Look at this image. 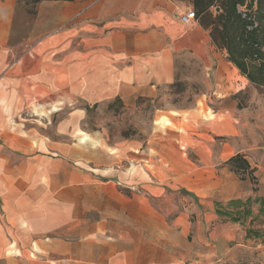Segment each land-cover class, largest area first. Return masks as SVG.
<instances>
[{"label":"crops","instance_id":"crops-1","mask_svg":"<svg viewBox=\"0 0 264 264\" xmlns=\"http://www.w3.org/2000/svg\"><path fill=\"white\" fill-rule=\"evenodd\" d=\"M191 6L0 0V257L27 264H222L214 257L239 262L246 256L248 244L234 243L240 226L216 223L214 201L190 200L171 227L152 201L160 188L151 174L107 172L103 140L80 133L87 106L158 96L160 86L176 80L183 57L201 58L207 75L228 70L227 80L237 79L241 71L214 40L212 25L201 17L182 22ZM221 12L216 7L213 17ZM77 101L85 106L73 108ZM124 147H118L122 158ZM246 157L258 191L252 180L237 178L232 193L216 201L264 196V163ZM185 175L180 168L172 174ZM202 182L196 179L197 186ZM212 182L208 194L220 186V179ZM182 189L196 197L188 185Z\"/></svg>","mask_w":264,"mask_h":264},{"label":"rangeland","instance_id":"rangeland-1","mask_svg":"<svg viewBox=\"0 0 264 264\" xmlns=\"http://www.w3.org/2000/svg\"><path fill=\"white\" fill-rule=\"evenodd\" d=\"M193 9V6L189 8ZM215 10L216 7L211 9L212 15ZM259 19L261 28L254 38L264 48V15L260 14ZM228 76V70L219 77L212 72L207 75L201 58L183 57L177 65L176 80L160 86L158 96L140 97L130 103L115 99L93 104L88 106L87 117L81 122L83 136L92 133L105 143L107 172L121 169L131 173L137 169L146 179L151 174L150 179L160 188L152 201L158 215L164 216L171 227L174 217L186 210L190 200L197 204L206 205L210 201L216 204L215 197L226 198L232 193V181L241 180L236 173L229 176L227 172L230 170L227 159L234 153L264 163V87L251 83L246 77L243 84L241 72L236 80L228 81ZM241 88L242 91L237 92ZM49 101L52 99L46 98V102ZM84 106V102L77 101L73 108ZM31 115L45 119L43 115ZM149 141L154 144L150 146ZM137 143L140 145L133 148ZM121 146L126 149L124 158L118 154ZM178 168L186 175L172 176ZM198 178H203V182L197 186ZM214 179H220V186L215 193L208 194ZM250 183L254 187V183ZM183 184L193 189L196 197L186 194ZM125 195L132 196L131 190L126 189ZM196 216L191 213L190 220L195 221ZM245 231L246 226H240L234 241L249 246L242 261H227L223 255L215 256L214 260L221 259L222 264H264V241L247 239ZM225 247L222 244V248ZM0 264L27 263L20 257L7 255L0 257Z\"/></svg>","mask_w":264,"mask_h":264},{"label":"trees","instance_id":"trees-1","mask_svg":"<svg viewBox=\"0 0 264 264\" xmlns=\"http://www.w3.org/2000/svg\"><path fill=\"white\" fill-rule=\"evenodd\" d=\"M34 4L42 0H28ZM189 2L197 18L201 17L207 25H212L214 40L226 47L229 59L245 75L248 80L264 87V48L255 40V33L261 28L259 15H264V0H259L257 18L259 27L254 30L247 28L248 21L238 12V5L246 0H180ZM221 8L222 12L213 17L211 9ZM259 47V48H258ZM245 59L251 63L247 65ZM87 109L89 107L87 106ZM230 170L240 176L242 180L250 179L254 183V191H258L259 178L255 168L242 153H237L228 161ZM188 193V192H186ZM216 213L220 222H232L239 226H246L247 239H262L264 241V196L255 195L247 199L235 198L226 204L216 202ZM257 224V226H255ZM257 264V263H253Z\"/></svg>","mask_w":264,"mask_h":264},{"label":"built area","instance_id":"built-area-1","mask_svg":"<svg viewBox=\"0 0 264 264\" xmlns=\"http://www.w3.org/2000/svg\"><path fill=\"white\" fill-rule=\"evenodd\" d=\"M259 0H246L243 4L238 5V12L244 19L248 21L247 28L254 30L259 27V20L257 18ZM197 19L195 10H189L187 13L181 16V20L184 23H191Z\"/></svg>","mask_w":264,"mask_h":264}]
</instances>
